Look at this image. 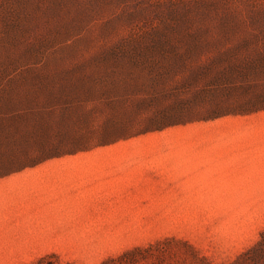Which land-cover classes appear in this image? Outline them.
I'll return each instance as SVG.
<instances>
[{
  "label": "rangeland",
  "instance_id": "rangeland-1",
  "mask_svg": "<svg viewBox=\"0 0 264 264\" xmlns=\"http://www.w3.org/2000/svg\"><path fill=\"white\" fill-rule=\"evenodd\" d=\"M0 264H264V0H0Z\"/></svg>",
  "mask_w": 264,
  "mask_h": 264
}]
</instances>
